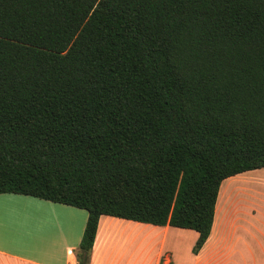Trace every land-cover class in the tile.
<instances>
[{
  "label": "trees",
  "instance_id": "trees-1",
  "mask_svg": "<svg viewBox=\"0 0 264 264\" xmlns=\"http://www.w3.org/2000/svg\"><path fill=\"white\" fill-rule=\"evenodd\" d=\"M264 168V0H0V195L209 237Z\"/></svg>",
  "mask_w": 264,
  "mask_h": 264
},
{
  "label": "crops",
  "instance_id": "crops-1",
  "mask_svg": "<svg viewBox=\"0 0 264 264\" xmlns=\"http://www.w3.org/2000/svg\"><path fill=\"white\" fill-rule=\"evenodd\" d=\"M222 183L209 237L197 253L192 252L195 231L100 216L89 264H138L139 228L151 230L156 239L147 264H264V213L241 204L225 203L220 210ZM86 220L82 209L0 195V264H78Z\"/></svg>",
  "mask_w": 264,
  "mask_h": 264
},
{
  "label": "rangeland",
  "instance_id": "rangeland-1",
  "mask_svg": "<svg viewBox=\"0 0 264 264\" xmlns=\"http://www.w3.org/2000/svg\"><path fill=\"white\" fill-rule=\"evenodd\" d=\"M222 184L223 188L220 191L222 197L218 205L222 204L220 210L224 209L226 204L233 206L241 204L252 208L260 207L262 213H264V168L234 176L225 180ZM225 189L231 192L228 199L223 196ZM261 220H264L262 214ZM137 240L138 264H147L154 244H156L155 236H153L151 230L139 228L137 230Z\"/></svg>",
  "mask_w": 264,
  "mask_h": 264
}]
</instances>
